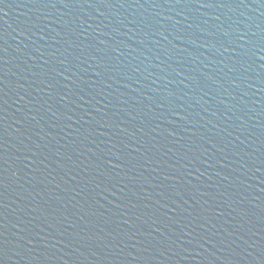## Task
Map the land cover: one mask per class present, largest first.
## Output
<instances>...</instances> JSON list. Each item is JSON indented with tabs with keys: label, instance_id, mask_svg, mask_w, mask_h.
I'll return each instance as SVG.
<instances>
[{
	"label": "water",
	"instance_id": "95a60500",
	"mask_svg": "<svg viewBox=\"0 0 264 264\" xmlns=\"http://www.w3.org/2000/svg\"><path fill=\"white\" fill-rule=\"evenodd\" d=\"M0 264H264V0H0Z\"/></svg>",
	"mask_w": 264,
	"mask_h": 264
}]
</instances>
